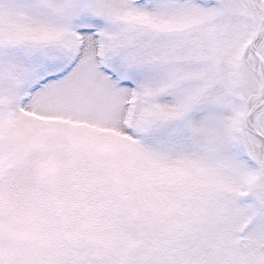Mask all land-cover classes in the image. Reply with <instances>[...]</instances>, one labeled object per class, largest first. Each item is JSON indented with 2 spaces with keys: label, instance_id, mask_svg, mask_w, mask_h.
<instances>
[{
  "label": "snow or ice",
  "instance_id": "6c2138e0",
  "mask_svg": "<svg viewBox=\"0 0 264 264\" xmlns=\"http://www.w3.org/2000/svg\"><path fill=\"white\" fill-rule=\"evenodd\" d=\"M0 264H264V0H0Z\"/></svg>",
  "mask_w": 264,
  "mask_h": 264
}]
</instances>
